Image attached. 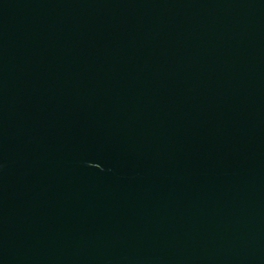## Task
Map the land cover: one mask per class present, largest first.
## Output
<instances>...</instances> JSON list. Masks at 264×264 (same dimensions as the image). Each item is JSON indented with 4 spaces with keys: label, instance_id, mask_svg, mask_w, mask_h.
I'll return each mask as SVG.
<instances>
[{
    "label": "water",
    "instance_id": "1",
    "mask_svg": "<svg viewBox=\"0 0 264 264\" xmlns=\"http://www.w3.org/2000/svg\"><path fill=\"white\" fill-rule=\"evenodd\" d=\"M0 264H264V0H0Z\"/></svg>",
    "mask_w": 264,
    "mask_h": 264
}]
</instances>
